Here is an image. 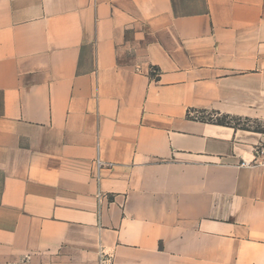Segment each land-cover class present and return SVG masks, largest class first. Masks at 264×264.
Wrapping results in <instances>:
<instances>
[{"label": "crops", "instance_id": "0c3cea01", "mask_svg": "<svg viewBox=\"0 0 264 264\" xmlns=\"http://www.w3.org/2000/svg\"><path fill=\"white\" fill-rule=\"evenodd\" d=\"M204 114L264 120V0H0V264H264V133Z\"/></svg>", "mask_w": 264, "mask_h": 264}, {"label": "rangeland", "instance_id": "374dc122", "mask_svg": "<svg viewBox=\"0 0 264 264\" xmlns=\"http://www.w3.org/2000/svg\"><path fill=\"white\" fill-rule=\"evenodd\" d=\"M152 73L156 74V70H152ZM200 118L204 119H210V120H216L220 119L223 120L224 122H228L230 125H232L235 128L238 129H246L248 131H258L259 133H264V120L262 121H257V120H244V119H222L220 116H216L213 114H204L201 115Z\"/></svg>", "mask_w": 264, "mask_h": 264}, {"label": "built area", "instance_id": "2783aa9c", "mask_svg": "<svg viewBox=\"0 0 264 264\" xmlns=\"http://www.w3.org/2000/svg\"><path fill=\"white\" fill-rule=\"evenodd\" d=\"M254 163L264 170V146H259L255 149Z\"/></svg>", "mask_w": 264, "mask_h": 264}, {"label": "trees", "instance_id": "16d2710c", "mask_svg": "<svg viewBox=\"0 0 264 264\" xmlns=\"http://www.w3.org/2000/svg\"><path fill=\"white\" fill-rule=\"evenodd\" d=\"M222 119H230V118H233V117H228V116H220ZM234 119H238L240 120V118H234ZM201 120L203 121H212L218 125H223V126H232L230 125L228 122H224L223 120H220V119H216V120H210V119H204V118H201ZM244 120H248V119H244ZM242 130H246V129H242ZM248 131V130H247ZM254 132H258V131H254Z\"/></svg>", "mask_w": 264, "mask_h": 264}]
</instances>
